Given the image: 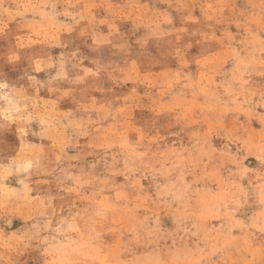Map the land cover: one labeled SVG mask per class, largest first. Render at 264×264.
Returning <instances> with one entry per match:
<instances>
[{"label":"rangeland","instance_id":"1","mask_svg":"<svg viewBox=\"0 0 264 264\" xmlns=\"http://www.w3.org/2000/svg\"><path fill=\"white\" fill-rule=\"evenodd\" d=\"M0 264H264V0H0Z\"/></svg>","mask_w":264,"mask_h":264}]
</instances>
